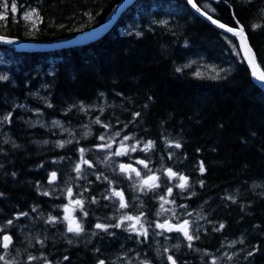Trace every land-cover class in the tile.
<instances>
[{
    "label": "trees",
    "instance_id": "obj_1",
    "mask_svg": "<svg viewBox=\"0 0 264 264\" xmlns=\"http://www.w3.org/2000/svg\"><path fill=\"white\" fill-rule=\"evenodd\" d=\"M122 1L16 0L0 36L54 44ZM195 1L264 70V0ZM0 76V264H264V88L186 0H133L83 45L0 42Z\"/></svg>",
    "mask_w": 264,
    "mask_h": 264
},
{
    "label": "snow or ice",
    "instance_id": "obj_2",
    "mask_svg": "<svg viewBox=\"0 0 264 264\" xmlns=\"http://www.w3.org/2000/svg\"><path fill=\"white\" fill-rule=\"evenodd\" d=\"M188 2L190 4L193 5V7H197V5L194 3V0H188ZM0 8H2L4 11L3 12H0V21H3L6 19V14L8 11H11L12 13H16L17 12V4H16V0H11V3H9V0H0ZM197 11H200V9L197 7ZM203 15H205L207 17V19H209L213 24H217L221 29H226L227 32L229 33H232L234 36H237L240 38V48L244 51L245 53V56L248 58L249 62L251 63L252 62V58L254 56V53H252L251 51V48L250 46L247 44V36L245 34V30H244V27L243 25H239V21H236L237 25H239L238 28H232V27H228L227 25L223 24V23H220L219 21L217 20H214L211 16L208 15L207 12H203L202 13ZM39 17V13L37 12V10L35 8H32L30 9L29 11L25 12L24 13V19L25 20H28V19H31L32 17ZM162 23H167V21H163ZM253 27H261L260 25H256V26H253ZM137 35H141V33H137ZM5 38L3 36H0V40H4ZM8 43H11L12 41L11 40H8L6 41ZM185 67H187V65H185ZM177 71H180V69L178 68ZM196 75H201L200 73H196ZM218 75V74H217ZM217 77H213V79H215ZM0 79H6V77H3V76H0ZM259 79L261 80H264V74H261ZM136 116H139V113H136L135 114ZM5 119H7V117H5ZM117 135H119V133H117ZM101 139H103V137H101ZM125 139H127V137H125ZM152 144V142L150 141L146 146L145 148L147 149L148 147H150ZM181 145L179 143L175 144V147L179 148ZM133 151H135V148L132 149ZM120 153H117V155H119ZM140 163H144V161H140ZM147 167V165H145ZM123 167V166H122ZM200 171L203 172L205 171L204 169V166H203V162H201V165H200ZM168 173L170 175H175V173L172 172V169H168ZM55 173H52V176L55 177ZM137 175H139V173L137 172ZM150 180H156L157 178L155 176H152V177H149ZM187 178L186 177H181V180H186ZM186 185L185 184H181L180 187L183 188L185 187ZM169 192H171V189L168 190ZM116 195H121L120 193H116ZM161 199H163V197H161ZM121 207H125V205L122 203L121 204ZM9 223H12L11 221H9ZM187 221H185V225H187ZM184 226H181V230H183ZM97 228H105L104 225H101V224H97L96 225ZM159 227H164L163 225H159ZM224 227L223 224L220 225V228L222 229ZM171 230V228L169 229ZM68 231L72 232V231H76L77 233L82 231V229H80L79 227L73 229L71 227H69ZM146 234V233H145ZM184 235L187 236V238L189 240L193 239L192 236L188 235V233L185 231L184 232ZM9 237L5 236L4 237V240L7 242L9 241ZM5 248L8 247V244L5 243L3 245ZM252 253H249V255H251ZM4 257L3 256H0V260H3ZM30 259H34V258H30ZM67 259V258H65ZM168 260L172 262V264H176V261L173 259L172 256H169L168 257ZM99 264H105V262L103 260H101L99 262Z\"/></svg>",
    "mask_w": 264,
    "mask_h": 264
},
{
    "label": "water",
    "instance_id": "obj_3",
    "mask_svg": "<svg viewBox=\"0 0 264 264\" xmlns=\"http://www.w3.org/2000/svg\"><path fill=\"white\" fill-rule=\"evenodd\" d=\"M132 1L133 0H123L118 5V7H117L116 11L114 12V14L109 18V20L105 24L100 25V26H97V27L92 28V29H89L85 33L78 34L77 36H75V37H73L71 39H67V40H64V41L56 42V43H54L52 45H48V46H38L36 44L27 43V42L21 41V40H19L17 38H12V37H7V36H3L5 39L4 40H0V42H6L8 40H11L12 41L11 43L16 44V46L18 47V49H23V50H45V49H55V48H60V47H65V46H71V45H83V44H87V43H90L91 41H93L95 39H99L100 37H102V35L104 34L103 32L106 31L107 29H109L112 26V24L116 21V19L121 15L122 11H124L127 8V6H129L131 4ZM194 3L197 5V7L200 9V11H197V7H193L192 4H190V3L189 4L191 5V7L199 15H201L202 17H204L205 19H207V17L202 14L203 12H206V11L203 10L198 5V3L195 0H194ZM208 15L211 16L209 13H208ZM207 20L210 21L209 19H207ZM214 20H217V19H214ZM217 21H219V20H217ZM219 22L220 23H223L221 21H219ZM214 25L218 29L222 30L223 32H225V33H227L229 35L234 36L232 33L227 32L226 29H221L217 24H214ZM228 27H231V26H228ZM232 28H238V27H232ZM234 37L237 38L238 41L240 42V38L239 37H237V36H234ZM247 44L250 46L252 53H254V56L252 58V62L251 63L249 62L248 58L245 56L244 51L242 50L243 55L245 57V60L247 61V63L251 67L254 80L256 81V83L259 86H261L262 88H264V80L259 79L260 75L261 74H264V71L258 65V60H257V57H256V53H255L254 49L252 48V46H251V44L249 42L248 36H247Z\"/></svg>",
    "mask_w": 264,
    "mask_h": 264
},
{
    "label": "rangeland",
    "instance_id": "obj_4",
    "mask_svg": "<svg viewBox=\"0 0 264 264\" xmlns=\"http://www.w3.org/2000/svg\"><path fill=\"white\" fill-rule=\"evenodd\" d=\"M77 205H78V202L75 199H70V202H68L66 205L68 219L70 221V224L74 226L77 225V222H78V219L75 215V210H76ZM134 222L137 223L136 220Z\"/></svg>",
    "mask_w": 264,
    "mask_h": 264
},
{
    "label": "bare ground",
    "instance_id": "obj_5",
    "mask_svg": "<svg viewBox=\"0 0 264 264\" xmlns=\"http://www.w3.org/2000/svg\"><path fill=\"white\" fill-rule=\"evenodd\" d=\"M116 9H117V8H116ZM116 9L114 10V12L116 11ZM113 14H114V13H113ZM113 14H112V15H113ZM112 15H111V16H112ZM107 31H109V29H107L106 31H104V32H103L104 34L102 33V34H103L102 36H104V35L106 34ZM85 32H86V31H85ZM85 32H83V33H85ZM83 33H80V34H83ZM100 38H101V37H100ZM96 40H98V39H95V40H93V41H96ZM93 41H91V42H93ZM91 42H90V43H91ZM71 46H75V45H71ZM197 230H198V229H197Z\"/></svg>",
    "mask_w": 264,
    "mask_h": 264
}]
</instances>
